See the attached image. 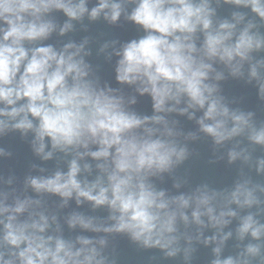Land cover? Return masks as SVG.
Listing matches in <instances>:
<instances>
[{
  "label": "clouds",
  "instance_id": "clouds-1",
  "mask_svg": "<svg viewBox=\"0 0 264 264\" xmlns=\"http://www.w3.org/2000/svg\"><path fill=\"white\" fill-rule=\"evenodd\" d=\"M225 3L249 8L264 21V0ZM87 4L88 0H0V136L8 130L33 133V150L43 160L56 152L71 155L66 172L30 177L26 184L36 193L58 195L64 205L75 198L77 204L87 201L93 209L106 208V219L73 214L67 221L70 228L79 226L102 235L67 240L59 234V225L55 235L47 234L49 217L36 210L39 200L17 197L8 204V194L0 192V264H116L106 251L107 237L112 235L126 236L140 248H158L174 257L181 251L182 236L189 243L192 239L180 233L181 223L185 228L190 223L210 226L219 235L237 216L230 205L251 208L261 203L248 181L237 183L228 193L204 186L191 195L173 197L151 182L187 155L186 147L177 143L181 133L175 130L176 122L166 119L170 113L193 119L195 112H202L196 120L199 129L217 145L246 130L252 143L264 145V126L257 129L251 123L252 113L230 111L216 95L217 85L208 82L223 79L215 63L225 65L232 76H242L247 62L249 79L257 81L264 98V60L253 63L251 56L264 49V37L252 31L256 25L248 21L238 28L245 16L233 13L234 22L224 20L214 26L210 0H98L91 10ZM129 4L134 5L130 12ZM54 11L68 18L60 35L72 29L71 21L86 14L90 20L103 15L112 24L123 14L142 30L139 39L115 53L119 57L115 72L121 85L150 95L152 116L141 117L129 110L135 97L126 101L119 90L101 88L88 78L90 66L81 55L84 44L68 43L59 50L42 44L56 30L48 18ZM197 33L203 37L199 47ZM182 103L185 106L179 107ZM49 144L51 150L45 151ZM241 154L230 151V162ZM86 157L97 162L98 174L91 182L79 178L81 172H92L89 163H80ZM257 170L264 171V160ZM25 213L27 218L22 219ZM51 220L54 223L56 217ZM231 235L204 240L205 244L217 241L211 264H252L254 259L264 264L260 244L250 243L239 256L221 259L224 241ZM246 235L254 240L264 236V224L252 214L244 216L237 229L240 240ZM183 251L187 261L192 250Z\"/></svg>",
  "mask_w": 264,
  "mask_h": 264
},
{
  "label": "water",
  "instance_id": "water-1",
  "mask_svg": "<svg viewBox=\"0 0 264 264\" xmlns=\"http://www.w3.org/2000/svg\"><path fill=\"white\" fill-rule=\"evenodd\" d=\"M98 0H88L87 7L89 10L95 7ZM134 5H127L126 10L131 11ZM210 7L214 9L212 17L214 26L219 22L227 20L233 21V13H241L245 16L242 28L248 21H252L256 27L253 32L264 37V21L251 12L249 8L238 7L231 3H225V0H210ZM56 24V30L51 36L42 42L43 45H52L57 50L63 48L68 43H74L77 46L84 44L81 55L86 64L90 66L89 79L98 81L101 88L107 87L119 90L125 97V100L135 97L136 103L129 105V110L134 111L137 115L152 116L154 114L152 100L150 95H140L136 92L134 86L121 85L116 80V66L119 57L115 54L124 44L139 39L143 32L138 26L125 19L122 14L120 19L115 23H109L101 15L96 20H90L87 14L81 19L71 21L73 27L64 35H60L59 29L63 26L68 18L60 11H54L48 17ZM196 40L199 47L202 42V35ZM85 41H87L85 43ZM86 53V54H85ZM252 62L264 60V49L251 53ZM216 72L223 75V79L216 81L211 79L209 83L217 85L218 92L216 95L223 98V103L230 111L242 112L244 114L252 113L251 123L258 129L264 126V98L261 97L259 85L255 79H249V64L244 63L242 76H232L229 69L221 64L215 63ZM264 75V69H261ZM215 73L211 76L214 77ZM182 103L179 107H184ZM192 111V110H189ZM202 115V112H195L193 119H189L187 114L181 115L179 112L167 114L166 119L171 123L175 121V130L181 135L176 137L180 146L186 147V158L179 164L175 165L170 172L161 174L158 177L151 178L155 188L163 190L167 197L179 195H191L197 188L207 186L209 191L228 193L235 189L237 183L248 181L250 188H256L255 195L260 200L259 205H253L251 208H239L232 204L230 207L237 212V216L230 218V223L217 234L218 230L212 227L199 228L197 225L190 223L187 228L181 223L179 231L181 234L190 236L191 243L181 238V251L174 257H167L165 253L158 248L143 249L132 243L126 236L112 235L108 236V248L110 258H115L116 264H211L216 258L213 249L217 246L220 235L229 232L232 235L224 241L220 258L224 259L229 256L233 258L239 256L248 244H260L261 254L264 255V236L260 240H254L250 235H246L243 240L237 236V229L240 221L244 216L252 214L256 220L264 224V171H258L259 161L264 160V145L252 143L248 139L247 130L245 133L232 138L229 141L217 145L212 137L201 132L196 120ZM231 126V125H229ZM193 134L195 138L189 136ZM34 134L29 132L24 135L19 130H8L0 136V149L3 155H0V192L7 193L8 204H13L15 198L39 200L40 206L37 211H42L49 217L50 228L47 234L55 235L57 225L60 228V235L67 240H75L77 236H87L97 238L98 235L87 232L79 228H70L67 221L73 214H82L86 217H96L106 219L108 210L106 208L93 209L92 205L83 201L76 203L75 198L68 200L64 205L61 197L51 193H36L26 181L30 177H49L56 171L66 172L68 170V161L71 155H65L60 152L54 153L49 160H43L37 155L32 146ZM51 150L50 144L45 151ZM236 151L242 153L236 160H229V152ZM249 159L246 161L244 156ZM89 163L92 166L91 174L81 172L79 178H87L93 181L98 174L95 167L96 161L90 157L80 162ZM9 181H11L9 183ZM178 185V186H177ZM64 205V206H62ZM191 210L188 214L191 219ZM55 216L56 221L53 223L51 217ZM23 218H27V213ZM207 224V218H204ZM202 233V235H200ZM199 235V239L197 236ZM217 235V241L204 243V240ZM191 248L189 259L184 258V249ZM252 264H258V259H254Z\"/></svg>",
  "mask_w": 264,
  "mask_h": 264
}]
</instances>
